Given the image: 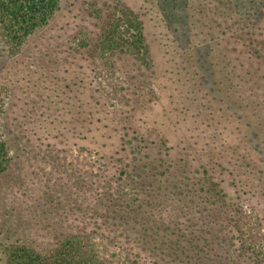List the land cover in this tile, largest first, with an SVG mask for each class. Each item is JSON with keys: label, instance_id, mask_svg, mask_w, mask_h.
<instances>
[{"label": "trees", "instance_id": "1", "mask_svg": "<svg viewBox=\"0 0 264 264\" xmlns=\"http://www.w3.org/2000/svg\"><path fill=\"white\" fill-rule=\"evenodd\" d=\"M57 3L0 0L5 41L17 47L27 40L35 27L47 25ZM131 7L128 13L139 15L134 34L128 28V36L135 42L146 45L153 35L169 52L168 45H173L180 34L186 42L177 44L183 54L192 53L188 48L202 50L199 55L204 57L197 55L195 67L191 66L192 85L213 84L199 90L210 115L215 113L217 117L222 111H212L210 102L216 100L212 93L227 97L235 86L253 83L250 92L264 95V0H140L135 10ZM191 31L206 36L194 42ZM167 38L173 41L166 42ZM212 41L224 48L220 51L223 64L218 73L209 67L199 74L198 68L215 62L208 59L212 56ZM232 49L245 57L240 58L241 62L246 59L245 71H237L228 53L234 55ZM55 54H46V63L54 68L46 70L43 81L51 102H34L28 108L36 110L37 115H29L41 119L42 132L29 128L27 134L23 130L16 134L15 128L23 121L14 116V106L10 112L3 104L0 106L5 115L2 119L11 115L13 120L12 127L0 128L4 264H108L98 248L99 241L121 250L130 264H264V248L253 240L249 223L238 218L244 205L255 207L250 203L254 197H260L257 203L264 209V193L256 189L261 186H252L247 173L232 166L231 160L212 156L211 150L207 154L209 164L202 162L198 171L201 177L195 180L186 176L179 181L168 173L169 165L157 171L151 161L144 166L146 175H142L136 166L140 158L135 157L142 154L141 150L125 146L134 129L125 119L133 110L106 100L93 66L86 67L82 62L71 66L72 59L59 62ZM48 79H53L55 85ZM52 95L58 102L53 103ZM261 101L263 97L253 102L261 107ZM237 104L242 108L241 103ZM135 118L141 124L139 116ZM30 135L38 143L33 144ZM21 136L27 137V146H16ZM223 137V144L231 142L227 135ZM164 138V144L168 143ZM107 141L112 146L110 154ZM81 143L97 146L86 147L93 161L74 153ZM126 152L130 157H125ZM155 155L151 160L156 161ZM249 159V170L262 162L251 156ZM259 174L264 184V170ZM256 217L264 230V217ZM248 235L251 243H247Z\"/></svg>", "mask_w": 264, "mask_h": 264}, {"label": "rangeland", "instance_id": "2", "mask_svg": "<svg viewBox=\"0 0 264 264\" xmlns=\"http://www.w3.org/2000/svg\"><path fill=\"white\" fill-rule=\"evenodd\" d=\"M138 2L140 0H58V8L51 13L47 25L35 27L27 36V40L17 44V47L5 41L3 26L0 24V106L3 104L7 112L14 106V116H19L23 121V125L15 128V133L23 130L27 134L29 128L38 129L37 132L43 131L40 129L41 119L31 116L32 113L37 115L36 110L28 108L34 102L50 104L51 99L46 94L43 81L46 70L54 67L46 63L48 59L46 54L57 53L55 57L59 62L70 58L73 63L71 66L78 65L79 62L86 67L93 66L95 69L93 75L96 74L95 78L102 89L101 94L106 100L117 107L122 105L133 110L125 119L126 124L134 127L131 130L133 132H129V140L125 146L141 150L142 154H135V157L140 158L136 166L142 175H146L147 168L144 166L151 161L157 171H164V164L169 165L172 170L170 169L168 173L175 175L179 181H184L186 176L195 180L196 177H201L199 172L202 162L209 164L207 154L211 150L212 156H222L226 160H231L232 166L241 168L240 172L247 173V179L252 182V186H261L256 189L264 193V184L261 178L259 179L262 177L259 172L264 170V101L260 102L261 107H257L253 102L264 98V95L256 91L254 94L250 92V88L255 86L253 83L243 84L240 88L235 86L233 93L227 97L212 93L211 97H216L215 101L210 97L212 111L217 113L218 108H222V111L217 117L215 113L210 115L209 110L203 105L205 98L199 90L209 89L213 84L206 82L201 86L192 85L194 81L191 66L195 67L197 55L201 56L199 54L202 50L188 48L186 50L192 53L189 56L183 54L177 44L186 42L183 43L184 38L180 34L177 40L165 39L166 42H174L173 45L172 43L168 45L169 52L153 35H150V41L148 40L146 45L141 41L135 42V38L128 35L130 31L134 34L133 29L139 15L132 16L128 11L131 6L135 10ZM212 30L214 34H218L216 29ZM191 32L190 36L194 42L206 36L196 33L197 31ZM120 35L124 39L120 38ZM129 37L131 39H127ZM153 45H157L156 49ZM211 45L212 56L207 58L215 62L206 68H198L199 74H204L209 67L218 73L223 64L220 51L224 48L217 44L215 46L213 41ZM78 52L81 55H78ZM165 53L168 54L167 58ZM228 53L235 60L237 71L240 69L245 71L247 68V64L243 63L245 57L234 50V55ZM242 57L244 58L241 62ZM261 62L264 64V59H261ZM217 63L218 65H215ZM253 63L251 61V64ZM75 75L76 73L73 76ZM48 80L55 85L53 79ZM260 80L258 79V82ZM56 86L54 89L58 88V85ZM262 87L264 88V84ZM262 91L264 92V89ZM52 101L58 102L53 100V95ZM237 102L242 104V108ZM137 115L141 119V124L139 119L135 118ZM1 116L5 115L0 107V128L4 130L5 126L12 127L10 124L13 121L12 116H8L7 120ZM141 116H144V119ZM217 118L221 122L220 120L218 122ZM111 127L109 126L110 129ZM224 134L231 142L222 143ZM164 137L168 143L164 144L162 140ZM22 140L24 142H21ZM30 140L33 144L38 143L34 135H30ZM16 144L27 146V137L21 136ZM109 145L110 141H107L110 154L112 146ZM80 146L74 153L83 160L93 161L94 158L86 147L97 146L88 143H81ZM163 152L167 156H164ZM237 152L249 154V157L261 159L262 162L254 164L249 170L247 168L249 157L239 156ZM151 153L157 154L156 161L151 160ZM124 155L130 157L127 152ZM259 198L257 196L251 199L250 203L255 206L254 208L244 205L243 213L238 218L249 223L253 240L264 248V230L260 229V223L256 221L258 219L256 215L264 217V209L257 203ZM3 241L4 237H0V264H4ZM247 243H251L249 235ZM98 248L108 264H130L121 250L112 248L103 241L98 242Z\"/></svg>", "mask_w": 264, "mask_h": 264}, {"label": "flooded vegetation", "instance_id": "3", "mask_svg": "<svg viewBox=\"0 0 264 264\" xmlns=\"http://www.w3.org/2000/svg\"><path fill=\"white\" fill-rule=\"evenodd\" d=\"M138 94H140V92Z\"/></svg>", "mask_w": 264, "mask_h": 264}]
</instances>
